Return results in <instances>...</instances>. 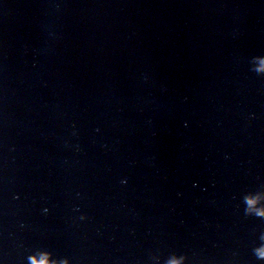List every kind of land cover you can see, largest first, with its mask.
I'll use <instances>...</instances> for the list:
<instances>
[{
    "label": "water",
    "instance_id": "95a60500",
    "mask_svg": "<svg viewBox=\"0 0 264 264\" xmlns=\"http://www.w3.org/2000/svg\"><path fill=\"white\" fill-rule=\"evenodd\" d=\"M255 55L264 0H0V264H264Z\"/></svg>",
    "mask_w": 264,
    "mask_h": 264
},
{
    "label": "clouds",
    "instance_id": "9594fccd",
    "mask_svg": "<svg viewBox=\"0 0 264 264\" xmlns=\"http://www.w3.org/2000/svg\"><path fill=\"white\" fill-rule=\"evenodd\" d=\"M252 70L258 74L264 75V55H255L251 58ZM122 182H126L122 181ZM264 205L253 206L247 200H245V212L249 215H254L257 217H264ZM45 212L48 211L47 208L44 209ZM80 219H87L86 214L82 215ZM264 239V237H262ZM255 254L259 259H264V243H261L258 247L254 249ZM40 260H47L52 257V264H72V261L68 257L57 258L54 256L50 250H40L38 252L32 253L28 256L29 264H37V258ZM155 264H161V258L159 256H154ZM188 257L183 254L171 253L166 259L162 261V264H187Z\"/></svg>",
    "mask_w": 264,
    "mask_h": 264
}]
</instances>
